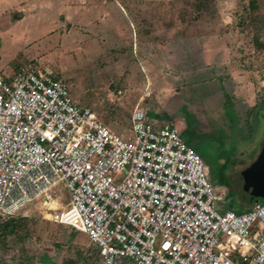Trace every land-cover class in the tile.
Returning a JSON list of instances; mask_svg holds the SVG:
<instances>
[{"label": "rangeland", "instance_id": "obj_1", "mask_svg": "<svg viewBox=\"0 0 264 264\" xmlns=\"http://www.w3.org/2000/svg\"><path fill=\"white\" fill-rule=\"evenodd\" d=\"M12 1L0 0L1 75L29 62L48 68L123 136L139 106L202 158L219 213L251 207L228 184L264 142V0ZM57 195L70 203L62 186ZM15 221L13 234L0 230V264H99L84 256L83 234L32 205Z\"/></svg>", "mask_w": 264, "mask_h": 264}, {"label": "built area", "instance_id": "obj_2", "mask_svg": "<svg viewBox=\"0 0 264 264\" xmlns=\"http://www.w3.org/2000/svg\"><path fill=\"white\" fill-rule=\"evenodd\" d=\"M130 122L115 133L35 62L0 74V219L32 205L85 234L101 264H264V201L219 213L208 167L178 129L153 127L139 106Z\"/></svg>", "mask_w": 264, "mask_h": 264}, {"label": "water", "instance_id": "obj_3", "mask_svg": "<svg viewBox=\"0 0 264 264\" xmlns=\"http://www.w3.org/2000/svg\"><path fill=\"white\" fill-rule=\"evenodd\" d=\"M228 188L245 204L264 201V142L257 157L230 178Z\"/></svg>", "mask_w": 264, "mask_h": 264}, {"label": "trees", "instance_id": "obj_4", "mask_svg": "<svg viewBox=\"0 0 264 264\" xmlns=\"http://www.w3.org/2000/svg\"><path fill=\"white\" fill-rule=\"evenodd\" d=\"M253 2H251L250 5H252ZM225 186V185H221ZM16 218L8 219V220H1L0 219V230L3 235L8 236L10 234L14 233L15 226L17 225V221H15ZM73 230V229H71ZM75 232V230H73Z\"/></svg>", "mask_w": 264, "mask_h": 264}, {"label": "crops", "instance_id": "obj_5", "mask_svg": "<svg viewBox=\"0 0 264 264\" xmlns=\"http://www.w3.org/2000/svg\"><path fill=\"white\" fill-rule=\"evenodd\" d=\"M12 3H15V1L13 0L12 1ZM117 3V2H116ZM64 12H62V14H63ZM61 14V15H62ZM65 14V13H64ZM68 14H70V15H72L73 14V12H72V10H68ZM214 54H215V52H214ZM214 66H215V64H214ZM48 69V68H47ZM48 70H50V69H48ZM14 72V71H13ZM13 72H11V73H13ZM52 73H53V75L56 77V75L54 74V72L53 71H51ZM11 76V75H10ZM9 76V77H10ZM173 127H175V126H173ZM25 211V210H24ZM23 211V212H24ZM22 214V212L19 214V215H21ZM19 215H17L16 217H13V218H17ZM13 218H11V219H13ZM57 225H59V224H57ZM60 226H62V225H60ZM64 227H67V226H64ZM68 228H70V227H68ZM70 229H72V228H70ZM74 230V229H73ZM76 233H79V234H83V233H80V232H77V231H75ZM85 237H86V235L85 234H83ZM86 239H87V241H88V243H89V247L88 248H86V249H88V251H89V255H85L84 254V256H87V257H93V256H95L96 255V258L98 259V262H99V264H101V259H100V256H99V253H98V249L95 247V246H93L92 244H90V242H89V240H88V238L86 237ZM92 248V249H91ZM94 249V250H93ZM95 251L94 253H92V251ZM43 261H46V260H43Z\"/></svg>", "mask_w": 264, "mask_h": 264}, {"label": "flooded vegetation", "instance_id": "obj_6", "mask_svg": "<svg viewBox=\"0 0 264 264\" xmlns=\"http://www.w3.org/2000/svg\"><path fill=\"white\" fill-rule=\"evenodd\" d=\"M213 183V182H212ZM215 185V184H214Z\"/></svg>", "mask_w": 264, "mask_h": 264}]
</instances>
